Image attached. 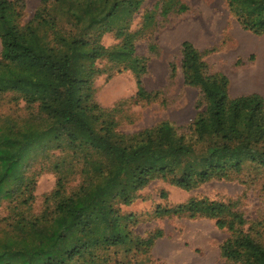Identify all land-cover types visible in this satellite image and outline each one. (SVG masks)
I'll return each instance as SVG.
<instances>
[{"label": "trees", "instance_id": "trees-1", "mask_svg": "<svg viewBox=\"0 0 264 264\" xmlns=\"http://www.w3.org/2000/svg\"><path fill=\"white\" fill-rule=\"evenodd\" d=\"M145 1L42 0L23 25L25 0H0V98L14 94L29 107L38 105L49 123L44 132L17 124L0 131V210L9 201L7 209L19 211L2 220L0 264H124L120 255L129 262L134 254L149 256L159 234L137 236L128 224L134 216L120 214L114 204L131 205L155 179L190 191L214 179H231L246 163L264 169V98L258 94L232 98L229 78L210 72L205 58L212 51H199L189 41L182 43L181 68L185 84L200 90L203 110L185 127L186 134L168 121L124 134L112 116L116 111L94 101L92 81L98 72L94 67L102 57L132 63L135 98L150 101L157 96L145 88V64L134 56L128 34L125 47L110 50L88 47L83 39L93 29L112 30L123 8L131 17ZM225 1L243 29L264 36V0ZM187 10L179 0L162 1L165 17ZM62 16L71 27H60ZM73 27L82 33L74 36ZM100 38L96 36V43ZM176 73L171 65V77ZM51 138L56 149L85 153L89 170L70 194L63 174L53 194L54 208L29 218L34 187L31 180L22 188L25 160L35 144L44 145ZM94 156L101 160L95 162ZM13 182L19 186L8 188ZM166 212L205 214L201 201L193 199ZM217 225L226 227L221 219ZM229 230L231 236L222 246L227 264H264L263 244L250 234Z\"/></svg>", "mask_w": 264, "mask_h": 264}, {"label": "rangeland", "instance_id": "rangeland-1", "mask_svg": "<svg viewBox=\"0 0 264 264\" xmlns=\"http://www.w3.org/2000/svg\"><path fill=\"white\" fill-rule=\"evenodd\" d=\"M162 1L146 0L131 17L123 8L112 30L97 28L83 37L88 47L95 44L110 50L125 47L128 34L134 44V56L143 58L145 88L157 94L150 101L135 98L137 75L131 70L130 61L102 57L95 62L98 72L92 81L94 101L105 110L116 111L112 116L124 134L151 128L163 121L183 128L180 132L186 134L185 127L203 110L200 90L184 82L181 65L185 41L199 51H212L205 58L211 73L221 72L232 79L245 66L256 69L264 66V36L243 29L225 0H179L188 10L167 17L161 12ZM41 3L42 0H25L23 25L33 18ZM68 26L71 27L69 19L62 16L60 27L67 29ZM73 30L74 36L82 33L74 27ZM100 35L96 43V36ZM1 51L0 40V54ZM171 65L177 68L174 78ZM239 76L253 80L250 76ZM0 99V131L10 124L26 126L24 129L31 127L35 132L48 129L49 123L38 105L29 107L14 94ZM45 141L44 145L35 144L25 160L27 178L22 188L31 180L34 187L27 211L29 218L54 208L53 194L63 174L66 193L70 194L76 191L89 170L85 153L70 147L56 149L52 147V138ZM93 159L99 162L101 157ZM18 186V182H13L8 188ZM26 195H30L29 189ZM192 199L201 201L205 214L191 217L166 212ZM8 203L4 202L0 210V227L4 226L3 219L19 212L7 209ZM224 204L232 205L231 210ZM114 207L124 216H134L128 224L137 236L159 234L149 256L134 254L135 258L129 262L120 255L118 258L124 264H227L222 246L231 236L230 228L250 234L264 245V169L251 163H246L242 172L231 179H214L190 191L171 184L170 180L155 179L138 192L131 205L118 203ZM220 219L226 223L225 228L217 225ZM112 255L117 262L113 252Z\"/></svg>", "mask_w": 264, "mask_h": 264}, {"label": "crops", "instance_id": "crops-1", "mask_svg": "<svg viewBox=\"0 0 264 264\" xmlns=\"http://www.w3.org/2000/svg\"><path fill=\"white\" fill-rule=\"evenodd\" d=\"M246 69H240L237 72L233 74L232 79L228 77L227 74H225L230 81L229 86V93L230 95H235L234 98L242 97V96H248L252 94H258L261 95L264 98V66L259 67L256 69V67L252 66H245ZM250 76L253 78L251 79H241L240 76ZM234 79V80H233ZM233 80V83H232Z\"/></svg>", "mask_w": 264, "mask_h": 264}]
</instances>
